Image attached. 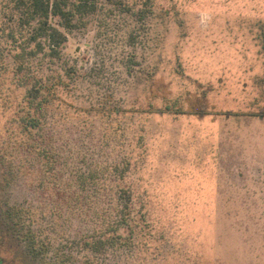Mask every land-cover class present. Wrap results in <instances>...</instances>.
Wrapping results in <instances>:
<instances>
[{
	"label": "rangeland",
	"instance_id": "1",
	"mask_svg": "<svg viewBox=\"0 0 264 264\" xmlns=\"http://www.w3.org/2000/svg\"><path fill=\"white\" fill-rule=\"evenodd\" d=\"M125 1L132 12L67 31L52 73L39 56L18 74L0 50V208L26 203L37 229V126L21 117L45 67L62 84L47 138L66 175L130 189L153 228L132 264H264V0ZM18 245L0 235V264H38Z\"/></svg>",
	"mask_w": 264,
	"mask_h": 264
},
{
	"label": "trees",
	"instance_id": "2",
	"mask_svg": "<svg viewBox=\"0 0 264 264\" xmlns=\"http://www.w3.org/2000/svg\"><path fill=\"white\" fill-rule=\"evenodd\" d=\"M130 8L125 0H0V50L11 59L6 68L13 63L20 74L25 60L42 56L48 58L46 71L52 73L50 64L63 57L67 31L85 27L98 15L105 22L104 17L132 12ZM144 8L134 13L139 21ZM42 71L38 77L37 69V94L27 90L29 107L37 101V112L21 117L23 128L37 126V229L33 209L14 201L0 208V235L15 239L38 264H132L134 254L149 248L152 227L135 213L130 189L116 185L112 192L95 174L80 169L66 175L68 163L50 151L47 138L52 126L48 109L59 99L56 89L62 84L52 83L45 67ZM16 85L19 89L23 83ZM28 148L23 140L15 152ZM129 164L130 159L122 157L111 167L114 177L123 180Z\"/></svg>",
	"mask_w": 264,
	"mask_h": 264
}]
</instances>
